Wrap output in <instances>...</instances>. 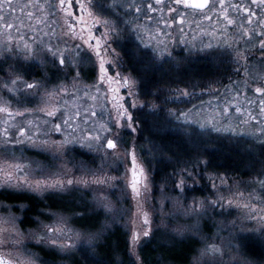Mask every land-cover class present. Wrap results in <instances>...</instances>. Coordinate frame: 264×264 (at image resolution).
I'll list each match as a JSON object with an SVG mask.
<instances>
[{
    "label": "snow or ice",
    "instance_id": "obj_1",
    "mask_svg": "<svg viewBox=\"0 0 264 264\" xmlns=\"http://www.w3.org/2000/svg\"><path fill=\"white\" fill-rule=\"evenodd\" d=\"M262 13H264V0H251ZM80 15L75 16L72 8L71 0H29V3H14V0H0V22L8 31L0 32V113L5 114L10 120L16 117L27 119L33 112L38 111L44 116L50 118L42 123H35L33 120H27V125L19 124L16 134L10 133L8 128L3 129L2 140L0 144V159L6 161V166H0V188L4 191L11 192H27L33 197L38 198L42 194H51L55 192L80 191L83 189H91L93 193V205L90 208L97 212L103 210L105 216L114 213L115 206L113 201L109 199L107 190L114 188L117 177L107 172L110 165V158L117 156L119 149L118 138L105 135L111 133L114 128L127 127L132 132L137 131L136 121L132 114L124 107L123 103H119L116 97L111 101L108 100L109 92H117L118 89L110 87L112 83L118 84L120 87L128 89V95L135 97L137 93L134 91L137 81L131 76L122 75L119 71L109 74L110 69H117L122 66V57L112 44L118 41L121 36L128 33H134L136 38L143 43V37L140 34L141 25L138 24L140 13L146 8L148 13L157 9L152 3H141L138 0H105V4L95 5L93 0H75ZM162 0H155L156 5H160ZM177 6L183 5L186 9L196 10L203 19L209 20L211 16L209 12H214L217 8L214 0H173ZM235 8L237 12L243 10L247 12L248 23H252V17L257 13L253 12L251 7H243L241 5H229ZM96 8L98 11H94ZM19 9V16L17 10ZM208 11L205 12L204 10ZM169 11H177L175 8H169ZM58 13L64 14L63 24L60 23ZM92 20V27L97 24L104 28L99 36H96L90 29L87 38L76 32V24L70 22L75 20L83 22L84 14ZM219 13L224 15L227 25H232L234 21L225 13V0H219ZM181 18L176 23L183 25L187 22L184 13H180ZM149 20L152 18L147 17ZM19 21L17 23L16 21ZM262 25L257 33L255 29L241 28V36L247 37L246 44H251V48L240 47L231 48L234 53V59L237 65L244 61L243 75L251 77L252 82L256 84L254 92L264 97V78L259 74L264 73V19L257 21ZM124 25V27H121ZM166 27H171L170 22H165ZM59 28V32L57 31ZM15 29L16 37H13L12 30ZM83 31V30H82ZM183 29L181 28V32ZM168 35V33H164ZM259 35L261 39L253 42V36ZM79 40L80 43H73ZM18 41L23 42V56L25 60L36 61L38 63H51L58 73H63L67 77L70 73L66 69L75 67L84 56L89 53L96 57L98 61L99 75L97 81L89 87L81 85L80 73L77 71L72 76L71 81L65 80L58 83L54 88L48 89L46 82L41 80L29 81L22 74L20 68L14 64H8L7 61L11 55H15L17 60L20 58L21 47ZM55 41V42H53ZM259 45V56L257 57L256 45ZM85 46L87 51H85ZM211 47V44L206 45ZM11 54V55H10ZM91 58V57H89ZM6 65V67H5ZM249 65H252L250 68ZM235 71L239 74L241 68L237 67ZM253 72L257 75H253ZM244 88L249 87V81L244 80ZM109 85L108 90L104 94V100L112 104V111H109L110 121L101 120L98 124L91 122L89 117H97L98 113L94 110V105L90 109H85L83 114L80 106L74 109L69 107V102L64 98L72 96L77 98L80 92L84 97L91 100L100 98L101 85ZM196 87V85H192ZM92 88L96 91L93 93ZM235 90L233 99L237 103L232 104L231 101L225 100V105L221 108L219 104L213 107L212 112L203 114L202 109H197L196 115L203 116L201 120L189 119L193 108L188 112L172 113L177 120L182 119L184 124H197L198 127L205 131L211 129L216 132H232L236 134V129L241 125L254 122L258 126V131L254 127L253 130L240 135H248L255 137L262 145H264V98L259 100V115H253L251 110V100H247L246 93H242L238 83L234 82L229 91ZM182 97H191L194 94L187 90H177ZM209 88L210 93H214ZM245 96V100L249 105L245 108L239 102L241 95ZM40 96V103L36 109L26 107L32 101L27 97ZM158 98V97H157ZM123 100V97H119ZM60 101H64L63 104ZM211 106V101L208 102ZM144 105H141L143 107ZM131 107H137L133 102ZM153 109L155 105H152ZM230 108H234L235 113L242 119H237L235 124L229 117ZM103 113H101L102 116ZM81 123L87 126L93 123V128L89 130L87 127L81 128ZM187 131V130H185ZM26 145L27 148L33 149L36 154H51L55 159L61 161V169L52 172L47 169L46 165L39 161L35 162V168L32 164H21L19 162H8V145ZM87 149L94 153H102L98 157H93L90 163L93 167H89L87 162L81 161L79 165L73 164L80 174L68 175L72 171L67 169L64 162L68 153L74 147ZM161 153L170 149L164 146H156ZM132 159V180L128 187L130 188V196L136 208V215L143 217L144 227L139 232L132 235L131 255L134 257L135 264H142L140 256L136 253V245L139 244L141 237H149L152 235L151 219L148 211L145 210L144 204L153 194V184L149 179V174L142 165L138 164L135 151L130 152ZM97 158L100 163L97 164ZM168 163L173 164V170L164 177V184L160 189V210L162 214L161 223L164 224L163 216L180 214L185 217H195V223L191 226L178 225L172 231L175 237H184L188 231L199 232L200 220L210 211L216 215L224 216L232 214V209L239 211L240 224L232 221L233 228H239L240 231H257L251 222L259 225V231L264 236V170L257 173V179L245 183L242 180H236L228 177L227 174L209 173L207 169L211 167L210 162L201 160L199 157L195 160L180 161L176 153L170 152ZM204 167L201 168L200 165ZM206 181L208 195L203 199L193 197L191 203H188L185 194L189 188L197 189L204 185ZM219 181V184H217ZM231 181V183H229ZM171 185V192L168 191ZM258 185V187H257ZM174 193V194H173ZM227 193V194H226ZM112 195H115L113 192ZM166 201H171L172 209L166 211ZM0 210L5 211L6 215H0V249L5 250L0 253V264H48L47 260L40 258L35 252L25 244L26 239L33 240L36 246H44L49 249L52 254L66 253L71 254L74 250H81L78 245H86L84 249H94L95 244L102 238L103 232L107 230L106 224H101L95 231L81 232L77 231L68 224V217L56 214L55 223H45L40 219L44 216L41 211L37 214V218L32 221L35 229L27 234L20 228L23 223L21 218L15 215V206L0 204ZM83 218V213H76ZM49 217H45L48 219ZM247 222V223H245ZM165 229L168 227L164 225ZM195 264H250V262L239 253L231 243H217L210 237L204 239V245L200 249L199 256L195 259Z\"/></svg>",
    "mask_w": 264,
    "mask_h": 264
},
{
    "label": "rangeland",
    "instance_id": "obj_2",
    "mask_svg": "<svg viewBox=\"0 0 264 264\" xmlns=\"http://www.w3.org/2000/svg\"><path fill=\"white\" fill-rule=\"evenodd\" d=\"M214 2L217 8L214 12H209L211 19L205 20L201 14L184 8L182 10L187 22L181 25L174 20H168L167 22L171 23L170 28L165 26L166 19L154 13L150 25H141L140 34L143 37V43H137L136 53L134 52L133 56H128L133 69L128 73V76H131L137 81V86L134 90L137 95L135 97L129 96L128 89L125 87H119V89L113 88L118 89V91L108 93L109 101L113 97H116L117 101L123 103L124 107L132 114L134 121H136L137 131L132 132L127 127H122L114 128L111 133H105V135L118 138L119 141L117 156L109 159L108 164L110 166L106 169L110 175L117 177V181L114 182L115 187L107 190L109 199L113 201L116 211L107 216H105L103 210H99L98 212L105 219L102 224L107 225V231L115 225L121 226L126 231L129 242V255L134 262V257L131 255L132 235L134 232H139L147 226L143 225V217L136 215V208L130 196V188L128 187L132 180V159L130 155L132 150L135 151L138 164L145 168L153 184V194L144 204V208L149 212L152 221V235L146 238L141 237L139 244L136 245L135 251L139 256L140 248L144 244L152 241L155 236L160 237L159 242H162L163 245H167L171 241L193 238L199 244L196 254L190 261V264H195V259L199 256L200 249L204 245V239L210 237L217 243L223 242L227 244L231 240V243L236 246L237 251L250 264H264V236L260 234L259 225L254 221L251 222L252 226L257 228L255 232L240 231L239 228L234 229L232 221H236L237 224L241 223L239 219L240 213L236 209L231 210V215L225 213L224 216L216 215L210 211L200 220L198 233L188 231L184 237L177 236L175 239H170V237L175 236L172 230L178 225H193L195 223V217H185L180 214L166 215L163 216L164 224L161 223L160 189L164 184V177L172 172L174 165L168 163L169 155L165 152L161 153L154 148V145H162L167 149L182 147V151L180 153L177 152L176 155L186 158L190 157L193 151H195V159L199 157L201 160H206V155L211 153L212 162L209 161L211 167L207 169L209 173L227 174L228 177L242 180L245 183L255 181L257 179V173L264 170V145L259 143L255 137L240 135L241 132L247 133L253 130L254 127L258 131V126H255L254 122L241 125L236 129V134H233L232 132L226 131H212L210 128L202 131L195 123L186 125L182 122L183 118L177 120L174 115H169V110L175 114L188 112L189 109L193 108V104H195L196 109H193V113L190 114L189 119L202 121L203 116L196 115L197 109H202L203 114L206 115L212 112L213 107L217 104L222 108L225 105V100L231 101L232 104L237 103V101L231 99L235 95V90L229 91L230 86L222 87L218 85L225 79L223 73H220L216 77V80L215 77H206L208 79L201 82L200 85L199 83L196 85V83L194 84L193 81L186 80V78L192 76L194 72L192 66L193 64H197L198 57L201 58V64H209L211 68L212 64L210 63H216L218 70L226 63H236L234 53H232L231 48L227 47V45L230 44L232 48L240 47L242 50L246 47L251 48V44H246L247 37L241 36V28L239 25L243 24L244 29H255L258 33L259 29L257 30V28L262 25L257 24V21L264 19V13L256 7L251 6L249 0H225V14L234 21L232 25H227L224 15L219 13V0H215ZM229 5L251 7L252 11L257 14L252 17V23L249 24L247 19H245L247 12L243 10L237 12L235 8L229 7ZM181 28L183 29L182 32ZM164 33H168V35H164ZM259 37V35L253 36V42L258 41ZM208 44H211L210 48L206 47ZM146 46L149 47V50H146ZM257 48L258 43L256 45ZM125 59L127 58L122 56V64L125 62ZM242 63L245 62L243 61ZM253 75H257V73L253 72ZM259 75L264 78V73ZM244 80L249 81V87L247 89L244 88ZM244 80L238 82L242 93H246L247 97H257L258 95L253 90L256 84L252 82L251 77H246ZM192 85H196L198 88L201 86L198 99L196 95L197 91L195 92V88ZM100 88V98L95 101L84 97V94L82 96L81 93L75 99L72 97V108L74 109L76 106H80L82 114L85 109H90L94 105V110L98 115L97 117H89V120L97 124L101 120L110 121L108 113L112 111V104L104 100V94L109 87ZM209 88L216 91L210 93ZM178 89L187 90L194 95L191 97H182L179 91H177ZM91 91L95 93L96 89L92 88ZM243 96L242 94L240 97ZM119 97H123V100H119ZM209 101H211V106L208 103ZM133 102L136 103L137 107H131ZM239 102L245 108L249 107L248 103ZM141 105L144 106L141 107ZM152 105H155L154 109ZM251 110L253 115L258 116L259 103H252ZM101 113H103L102 116ZM112 115H115L114 111H112ZM229 117L233 124L237 122L238 118L242 119V117H238L235 113L234 108H230ZM4 123L5 120L0 119V134ZM85 127L91 130L93 123H89L87 126L81 123V128ZM172 140L178 141L180 144H177V146L168 144ZM203 143L204 147H199ZM220 143L226 145L222 147L223 149L218 150L215 144ZM0 148H2L1 144ZM199 149H204L207 154H201ZM101 154L91 152L87 149H81L78 146L74 147L64 161L67 164V169L72 170L68 172V175L80 174L73 167V164L79 165L81 161L87 162L89 167H93L90 161L93 157H98ZM7 156L8 162H19L21 164L31 163L32 167L35 168V162L39 161L41 164L46 165L47 169L52 172L61 169L62 162L55 159L51 154L38 155L33 149L27 147H8ZM221 158L225 159L224 165L220 163ZM234 159L241 162H254V164L249 163L244 170L240 169L238 172H233L231 169H226L225 165L228 166ZM180 161L183 162V159ZM96 162L97 164L100 163L98 158ZM161 162L164 163V169L163 167H157ZM0 166H6V161L0 159ZM200 167L203 168L204 165L201 164ZM217 184H219V181H217ZM2 189L0 188V191H3ZM168 191L171 192V185H169ZM113 192L115 195H112ZM206 195H208V190L205 181L204 185L197 189L189 188L185 194V198L188 203H191L193 197L203 199ZM48 198L62 199L66 203L68 202L70 208L72 207L74 210H69L68 205L64 210H45L43 211L45 215L42 216L43 219L41 220L45 223L54 224L56 214L64 215L68 217L69 227L77 231L88 232V230L77 224L76 221L80 216L76 215V213L86 214L97 212L95 209L90 208L94 203L91 189L82 188L80 191L45 193L37 199ZM0 204L5 205L1 201ZM165 204L166 211L173 210L171 201H166ZM19 210L16 209L15 215L20 217ZM6 214L5 211L0 210V215ZM45 217L49 218L45 219ZM164 225L168 227L165 229ZM20 228L27 234L29 231L35 229V225L30 229H24L21 226ZM103 236L104 232L102 238L96 242L94 248L101 242ZM25 244L42 259L43 254L50 253L53 255L56 258H54L55 260L48 261V259H45L48 264H71L69 258H76L81 253L94 257V249H88L85 252L84 249L87 246L83 244L78 245L81 250H74L71 254H52L48 248L36 246L35 242L30 239H26Z\"/></svg>",
    "mask_w": 264,
    "mask_h": 264
},
{
    "label": "flooded vegetation",
    "instance_id": "obj_3",
    "mask_svg": "<svg viewBox=\"0 0 264 264\" xmlns=\"http://www.w3.org/2000/svg\"><path fill=\"white\" fill-rule=\"evenodd\" d=\"M215 1V0H214ZM40 2L42 3L43 0H40ZM95 5H101L103 6L105 4V0H93ZM138 2L141 3H152L154 5V7L157 9L154 12L148 13L147 9L145 8L139 15H140V19L138 21L139 25H143L145 24L147 26L151 24L152 20H153V16L154 13L158 14L159 17L166 19V21L168 20H174V21H178L181 16L180 13H183L184 7L183 5H175L173 3V0H162V3L160 5H156L155 4V0H138ZM14 3H19V4H25V3H29V0H14ZM71 3L73 4V8L72 11L74 13L75 16H79L80 12L78 7H76V3L75 0H71ZM108 3H111V0H108ZM249 3L251 6L256 7L255 5H252L251 0H249ZM169 8H175L177 9V11H169ZM94 11H98V9L94 8ZM190 11H193L194 13H197L196 10L193 9H188ZM204 11H208L207 9H205ZM17 16H19V9L17 10ZM150 16L152 19L149 20L147 17ZM58 17L60 18V23L61 25L63 24V19H64V14L63 13H58ZM17 23H19V21H16ZM70 22L75 23L76 24V32L78 34H80L82 32V34L85 36V38H87L88 33H89V29L96 35L99 36L102 32H104V28L97 24L94 28L92 27V20L87 16V14H84V20L83 22H77L75 20H71ZM121 27H124V25H121ZM260 28L258 26L257 30ZM83 30V31H82ZM8 29L3 27V23L0 22V32H7ZM57 31L59 32V28H57ZM141 32V31H140ZM12 34L13 37H16V31L15 29L12 30ZM259 39H261V37H259ZM55 42V41H53ZM18 43H20V47H21V54H20V58L19 60H17V57L15 55H11V58L7 61L8 64H14L16 65L18 68H20L22 74L25 76L26 79H28L29 81H33V80H41L46 82V86L48 89H52L54 88L58 83L64 82L65 80L67 81H71L72 76H74L76 74V72L78 71L80 73V83L81 85H88L89 87H91V85H93L96 81H97V77L99 75V70H98V61L96 60V57L94 55H92L91 53H89L88 56H84L83 59L75 66V67H71L66 69V71H68L70 74L65 77L63 73H58L56 68H54L52 66L51 63H38L36 61H29V60H25L24 56H23V42L18 41ZM73 43H80L79 40L74 41ZM140 44L141 41L139 39L136 38V35L134 33L131 34H124L123 36H121V38L116 41L115 43L112 44V47L116 48V51L120 53L121 57L125 56L127 59L129 58L128 56H133L134 52L136 53L137 48L136 45ZM149 50V47L146 46V50ZM85 51H87V48L85 46ZM254 51H256L257 53V57L259 56V45L258 48ZM209 52V51H208ZM201 56V55H199ZM91 57V58H89ZM202 57V56H201ZM125 59L124 63L122 64V66L120 68L117 69H110L109 74H112L115 71H119L122 75H127L128 73H130L133 69H132V65L130 63V59ZM201 58L198 57V62L197 64H193V70L196 73V80L194 81V84L196 83V85L201 84V82H203L204 80L208 79L206 77H216L220 74L223 73L225 79H223V81H221L218 85H221L222 87H228L231 86L234 82L238 83L239 81L244 80L246 77L243 75V65L244 63H242L243 61L240 62L239 65H237L236 63L232 64H224L222 65V68L220 67V69L218 70V67L216 63H210L212 64V68L211 65L209 64H201L200 63ZM2 62V61H0ZM214 66V68H213ZM6 67V65H5ZM203 67V69H201ZM225 67V68H224ZM237 67L241 68V72L238 74L235 69ZM249 67L251 68L252 65H249ZM0 75H6V73H0ZM263 78V77H262ZM100 87H109V85L104 84L101 85ZM111 88H118L119 89V85L116 83H112L110 85ZM195 88V92L197 95V99L199 98L200 91L197 86L194 87ZM81 95L83 96V92H80ZM261 98L264 97H247V100H251L253 103H259V100ZM27 99L31 100L32 103L31 104H26L25 106L30 108V109H36L37 106L40 103V96H34V97H27ZM65 100H67L69 102V107L72 108V96H67L64 98ZM233 99V97L231 98ZM234 100V99H233ZM247 100H245V96L243 97H239V101L243 102V103H247ZM236 101V100H235ZM61 104L64 103V101H60ZM0 119L1 120H5L4 123V128H8L10 133L16 134L17 132V128L16 126H19V124H24L25 126L27 125V120H33L35 123H42L44 120L46 119H50L46 116H44L43 113H40L38 111L33 112L32 115L28 116L27 119L23 118V117H16L15 120H10L5 114L0 113ZM16 124V126H15ZM3 129L1 134L3 133ZM2 135H1V140H2ZM1 146L3 147V145L1 144ZM7 147H27L26 145H16V144H12L10 143ZM200 147V146H199ZM15 153V151H14ZM3 191H0V201L2 203H4L5 205H13L9 202H7L6 200L9 198H18L21 196H32L29 193H25V192H11V191H4V189H2ZM33 197V196H32ZM15 206L16 209L17 208L16 205ZM20 211V210H19ZM4 252L2 249H0V253Z\"/></svg>",
    "mask_w": 264,
    "mask_h": 264
},
{
    "label": "trees",
    "instance_id": "obj_4",
    "mask_svg": "<svg viewBox=\"0 0 264 264\" xmlns=\"http://www.w3.org/2000/svg\"><path fill=\"white\" fill-rule=\"evenodd\" d=\"M186 80H191L194 83V81L196 80L195 71L193 72L192 76L186 78ZM168 144L177 146V144L179 145L180 143L178 141L172 140ZM203 145L204 143L200 147H204ZM225 145L226 144L220 143L215 144V147H217V149L219 150L223 149L222 147H224ZM231 147H233V145H231ZM174 148L170 149V152L180 153L182 151L181 149H183L182 147ZM199 151L201 152V154H207L204 149H199ZM170 152L165 151V153H167L168 155H170ZM177 157L180 160L183 159V161H187L188 159L193 160L196 157V153L195 151H193V154H191L190 157L187 158L184 156ZM206 161L212 162L211 153H208L206 155ZM224 161L225 159L221 158L220 163H223L222 165H224ZM249 163L254 164V162H241L237 159H234V161L228 166L225 165V168L231 169L233 172H238L240 169L244 170ZM163 164L164 163L161 162L157 167H163L164 169ZM6 201L13 205H16L20 209V218L23 221L20 226L24 229L33 228L35 224H33L32 221L37 218V214L41 211H55L59 209L64 210L66 209L67 205L69 206L68 202L66 203L62 199L58 198L37 199L32 196H21L18 198H9ZM69 210L74 209L71 207ZM40 219H43V217L41 216ZM103 221H105V219L101 215V213L90 212L84 214L83 218L79 217L76 222L79 226L88 231H95L100 227ZM159 240L160 237L155 236L152 241L144 244L140 248V258L142 264H190L191 259L196 254L199 248L197 240L193 238L171 241V243L167 245H163L162 242H159ZM128 245L129 242L126 231L121 226L115 225L112 229L104 231L103 239L97 245V247L94 248V257L81 253V255H78L76 258H69V260L71 264H135V262L129 255ZM54 258L55 257L50 253L43 254V259H48V261H52V259Z\"/></svg>",
    "mask_w": 264,
    "mask_h": 264
}]
</instances>
